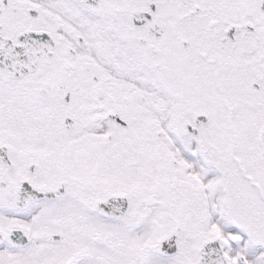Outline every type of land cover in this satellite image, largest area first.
I'll use <instances>...</instances> for the list:
<instances>
[{
    "label": "snow or ice",
    "instance_id": "1",
    "mask_svg": "<svg viewBox=\"0 0 264 264\" xmlns=\"http://www.w3.org/2000/svg\"><path fill=\"white\" fill-rule=\"evenodd\" d=\"M0 264H264V0H0Z\"/></svg>",
    "mask_w": 264,
    "mask_h": 264
}]
</instances>
